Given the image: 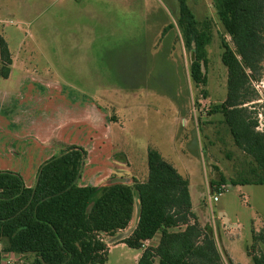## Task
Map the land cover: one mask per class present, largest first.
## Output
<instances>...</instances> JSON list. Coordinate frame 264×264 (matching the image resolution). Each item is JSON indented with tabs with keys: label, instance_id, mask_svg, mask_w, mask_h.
I'll return each instance as SVG.
<instances>
[{
	"label": "rangeland",
	"instance_id": "obj_1",
	"mask_svg": "<svg viewBox=\"0 0 264 264\" xmlns=\"http://www.w3.org/2000/svg\"><path fill=\"white\" fill-rule=\"evenodd\" d=\"M187 3L196 20L208 21L212 32L206 47L204 87H197L189 75L190 53L177 28V0H0V36L12 56L11 76L0 78V90L19 91L17 100L0 106V117L9 133L18 123L41 136L51 131L48 143L58 152L67 142L83 138L84 132L75 123L56 131L54 125L75 118L82 100L93 101L99 107L93 115L102 143L84 148L86 163L92 170H101H95L99 172L95 177V171L90 174L93 180L86 174L85 183L101 188L111 177L131 185L134 179L144 182L146 153L154 149L188 180L193 211L203 227L210 229L221 253L232 264H252L246 250L252 230L264 229V186L229 185L230 180L248 175L250 159L234 145L222 115L212 113L226 98L221 43L234 47L218 20L214 0ZM22 75L38 76V80L25 82ZM46 84L63 87L65 95L52 99ZM254 89L257 99L252 116L263 130L264 64ZM60 100L67 102L66 112L40 111L49 102L59 105ZM90 115L84 114L85 119L90 121ZM55 132L63 134L65 144ZM11 135L0 131L1 146L8 148L15 142L17 135ZM19 139L13 148L20 144L31 149L33 138ZM27 164L33 163L19 165ZM220 176L225 178L224 190L218 202L211 203L209 197L216 195L211 183ZM137 214L135 197L129 229L114 237L101 235L108 249L105 264H135L141 251L119 243L136 225ZM259 248L264 254V242ZM31 260V255L2 253L1 264Z\"/></svg>",
	"mask_w": 264,
	"mask_h": 264
},
{
	"label": "trees",
	"instance_id": "obj_2",
	"mask_svg": "<svg viewBox=\"0 0 264 264\" xmlns=\"http://www.w3.org/2000/svg\"><path fill=\"white\" fill-rule=\"evenodd\" d=\"M177 4V28L190 53L189 75L197 87H204L210 24L196 20L187 0ZM214 8L234 48L221 43L226 98L212 113L222 115L234 145L250 159L248 175L229 185L264 186V129H258L251 110L257 99L254 83L263 74L264 0H214ZM11 65L8 45L0 36V78H8ZM86 160L84 147L65 145L38 166L30 188L18 173L0 170V264L2 253L31 255L25 264H105L108 249L101 235L114 237L128 227L135 197L137 224L120 243L140 250L160 234L157 245L144 248L135 264H232L192 211L188 180L158 151L148 148L147 178L134 179L132 185L111 177L101 188L79 186ZM223 185V176L211 183L215 193ZM251 241L248 258L252 264H264L259 248L264 229L252 230Z\"/></svg>",
	"mask_w": 264,
	"mask_h": 264
},
{
	"label": "crops",
	"instance_id": "obj_3",
	"mask_svg": "<svg viewBox=\"0 0 264 264\" xmlns=\"http://www.w3.org/2000/svg\"><path fill=\"white\" fill-rule=\"evenodd\" d=\"M11 69H12V65L10 67V74H9L8 78L7 79H3V80H8L10 78ZM37 77L38 76L22 75L21 76V80L25 81V82H28V81L38 80ZM45 86H46V88H49L50 90H52L49 93V95L52 97V99H55V98H53V96L61 99L63 94L65 95V93H66V91H63L64 90L63 87H60V86H58L56 84H54V86H52V84H46ZM11 95H12V97L9 98ZM18 95H19V91L18 90L15 91V92L13 91L11 93L8 92V91H1L0 90V106H1V109L4 106L5 101H7L9 99H13V98H14V101H15L19 97ZM82 97L84 98L85 96H82ZM58 103H59V105L58 104L55 105L54 102L53 103L49 102V105L48 106L46 105L44 109L40 108V111L44 112L46 110H51V111H53L52 113H54V114L57 111L61 112L62 110L64 112H66L68 108H66L65 103L67 104V102L65 100H64V102H62V100H60ZM52 104H54L56 106L55 109L51 108ZM81 104L82 105L80 106V110H77L75 112L76 113V115L74 116L75 118H72V117L69 118L68 117L69 119L64 120L63 122L61 121V123L58 122L57 124L54 125L53 130L56 131V129H58V128H60L59 130H62V129L65 128L66 124L75 123L80 128V131L84 132L83 138H80V140H74V142H70V143L67 142L66 144L67 145H78V146H82V147H87V145L98 146L102 142L99 140V138H98L99 134L96 132L97 129L94 126V124H95L94 123V117L95 116L93 114H94V111H96V112L99 111V107L93 101L84 102V100H82ZM0 113H1V111H0ZM84 114H91L90 115L91 120L89 121V120L85 119ZM48 115H49V113H48ZM2 122H3V119H1V117H0V131L2 130V134H4V135L15 134V135H17L18 139L16 138L15 142H12L13 144L8 145V148L1 146L2 143L0 142V170H8V171H12V172L18 173L22 177L25 186L30 188L34 184V177H35L36 170H37L38 166L43 161H45L46 159L50 158L51 156H53L54 154L57 153V152H55V148L52 146V144L48 143V141L51 140V137L53 136V134H52L51 131H49V132H47V134L41 136L39 133L31 132L26 127L22 128L19 125V123H18V125H15V128L13 127L14 129L12 128L13 130L11 129V132L9 133L7 130H5L6 126H3ZM16 127H17V129H16ZM16 131H17V133H16ZM28 131H30V132H28ZM54 136L57 137L58 140H61L62 142H64V144H65V140L63 138V134H56V132H55ZM30 137L33 138V141L31 143H29L30 146H32L31 149H26L25 147H22L20 144L17 145L16 148H13L16 143L20 142L19 140H21V139H19V138L30 139ZM84 138L86 139V142H82V141H85ZM92 138L93 139L98 138V140H92ZM87 139H88L89 142H87ZM6 145H7V143H6ZM27 156H28V158H27ZM30 156L32 157L31 159H29ZM7 157L10 160H11V158L15 159V160L8 161V159H6ZM23 161L28 162V163L32 162L33 164H30V165L27 164V166H24V167L20 166L19 164L21 162H23ZM92 169H93L92 165L88 161L85 164V167L83 169V174H82L81 180L79 181V186H83V187L84 186H91V185H87V183H85V182H87L85 180L86 174H88V178H91L90 180H93V176H91L90 174L93 171H95V170H101V167H98L97 169H94V170H92ZM93 175L95 177V176L99 175V172L96 173V171H95V173ZM92 187H97V186L92 185ZM190 197H191V195H190ZM191 204H192V211H193L192 197H191ZM220 215H223V213H220L219 216ZM137 220H138V214H137ZM198 220H199V217H198ZM199 223L201 224V226H203V224H202V222L200 220H199ZM136 224H137V221H136ZM234 226H230V227H234ZM135 227H136V225L132 229H130V231H129L130 233L127 236L121 238V240H123L126 237H128L132 233V231L134 230ZM128 229H129V225H128V227L125 230L120 231L119 233L126 232V230H128ZM119 233H117V235H119ZM159 238H160V234L157 233L153 237V239H151L149 241H146L143 244V249L146 248V247H155L157 245L158 241H159ZM119 244L122 245V246H125L122 243H119ZM143 249H140L141 252L135 256V263L138 260V258L141 256V253H142Z\"/></svg>",
	"mask_w": 264,
	"mask_h": 264
},
{
	"label": "built area",
	"instance_id": "obj_4",
	"mask_svg": "<svg viewBox=\"0 0 264 264\" xmlns=\"http://www.w3.org/2000/svg\"><path fill=\"white\" fill-rule=\"evenodd\" d=\"M224 187L223 186H221L220 187V189H219V193H216V195H214V194H212L210 197H209V202H211V203H216V202H218V197H219V195L221 194V193H223L222 191L224 190L223 189Z\"/></svg>",
	"mask_w": 264,
	"mask_h": 264
},
{
	"label": "water",
	"instance_id": "obj_5",
	"mask_svg": "<svg viewBox=\"0 0 264 264\" xmlns=\"http://www.w3.org/2000/svg\"><path fill=\"white\" fill-rule=\"evenodd\" d=\"M224 221H227V219H226V218H224Z\"/></svg>",
	"mask_w": 264,
	"mask_h": 264
}]
</instances>
